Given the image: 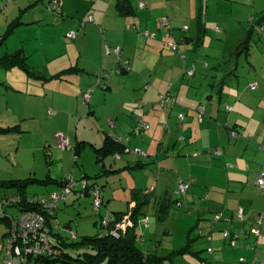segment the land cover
I'll return each instance as SVG.
<instances>
[{"label":"crops","instance_id":"crops-1","mask_svg":"<svg viewBox=\"0 0 264 264\" xmlns=\"http://www.w3.org/2000/svg\"><path fill=\"white\" fill-rule=\"evenodd\" d=\"M58 1L60 8L54 13L47 7H51L52 0H16L0 11V38L6 36L0 46V59L19 53L26 58L29 69L0 68V155L5 156L6 165L0 167V199L61 192L62 181L72 175L101 189L104 210L136 223L138 247L155 253L164 260L163 264H242L241 258L247 260L243 264H264V189L257 186L264 173V28L256 30L261 16L250 19V29L254 24L257 28L249 53H243L248 74L240 77L230 71L226 73L228 78H214V71L223 69L217 62H202L199 53L203 41L198 46L192 41L198 37V17L201 11L203 14L205 3L231 0H172L166 5L161 0ZM120 1L130 6V12L118 11ZM141 3L147 5L146 10L139 11ZM90 16L95 27L86 22ZM162 17L169 19L176 41L187 40L178 52L168 49L169 39H159L160 34L164 38L166 33L159 24ZM82 21L86 22L83 28ZM187 21L196 22V35H186L190 28L183 32ZM203 21L206 33L212 27L208 25L209 17ZM35 24L43 27L32 33ZM145 29L156 37L154 42L143 43L141 32ZM211 30L222 33L218 27ZM66 32H79L76 43L64 40ZM102 36L110 47L122 46L120 57L104 58ZM117 59L125 61L129 69L111 77L107 67L117 69ZM165 62L169 64L160 74L156 69ZM130 67L142 74L150 72L146 93L138 92L139 76L127 73L133 70ZM103 69L110 74L106 90L98 86L97 78ZM211 69L214 71L209 72ZM190 71L194 73L191 78H197L198 72L214 78L210 82L219 85L220 90L204 95L197 92L195 82L186 79ZM180 75L184 79L171 84ZM123 76L127 78L123 80ZM87 93L92 94L89 102L84 99ZM168 93L175 97L174 106L161 104ZM180 114L184 115L183 120ZM137 118H143L150 129L142 139L130 135L129 141ZM111 132L128 143L126 152L109 155L99 163L96 151L105 147L107 133ZM232 132L238 136L232 137ZM59 134L66 136L74 154L57 153V164L49 165L50 175H37L36 156L44 153V147H51L48 143L54 145ZM27 137L31 144L22 153V142ZM87 147L92 148L93 154L84 156ZM139 149L142 156L136 153ZM73 155L75 166L65 168ZM79 162L81 170L76 175ZM142 173L159 174V181L153 183ZM180 179L191 182L192 187L177 200L171 195ZM10 180L41 183L29 181L19 188L10 186ZM34 187L37 191L32 190ZM136 191L150 193L151 197L132 219ZM79 196L71 194L60 210L77 206L81 213L71 217L72 210L64 209L63 219L69 220L61 221L59 210L58 219L62 228H71L78 238H83L94 230L98 232L96 225L104 210H100L94 223L90 211L85 209L89 206L92 212L91 196ZM239 209L244 211L242 222ZM219 215L222 217L216 222ZM155 219L159 226L153 228ZM81 221L88 224L80 225ZM253 228L261 230L258 240L245 235ZM225 230L241 234L236 248L224 241ZM7 232L8 229L3 240ZM208 235L212 241H208ZM186 247V254L177 253ZM209 249L213 252L209 253ZM204 251L206 255H202ZM3 260L4 257L0 264Z\"/></svg>","mask_w":264,"mask_h":264},{"label":"rangeland","instance_id":"rangeland-1","mask_svg":"<svg viewBox=\"0 0 264 264\" xmlns=\"http://www.w3.org/2000/svg\"><path fill=\"white\" fill-rule=\"evenodd\" d=\"M15 1L16 0H3L2 3L0 2V11L4 10L8 4L15 3ZM3 2H4V4H3ZM161 2L164 3V5H166L169 2H173V1L172 0H161ZM184 2H186V1H184ZM47 7H48V10L50 12L54 13V10L52 8H50L49 5ZM146 7H147V5L145 6V8H140L139 11L146 10ZM262 9H264V0H231V2H221V4H217V2H208L207 4L205 3L204 9H203L204 19L207 20V18L209 17V24H208L209 27L211 26L214 30H216L218 27V29L222 32V33L217 34V33L213 32V30H211L212 28H210L204 34V40L200 46V48L202 50V53H199V57L201 55V61L202 62L203 61H205V62H217L218 63L217 66L223 69V71H214L213 69L209 70V72L214 71L217 73V74L213 75L214 78L216 77V75H221V77H224L225 75H227L226 73H228L230 71L231 72L234 71L233 73L237 72V76H240V77H242L244 74H248L249 70L245 66V62H247L246 57L243 54L238 57V55L236 54L237 48H239L241 45H243V43L247 40L246 37L248 36V30L250 29V25L252 24V21H250V19L253 17L254 20L255 19L257 20L262 14L261 13ZM105 12H107V9H105ZM184 13L186 14L187 11L184 10ZM92 17L93 16H90L89 17L90 19L88 18V21H86V22H87V24L94 25V27H95L96 24L94 23ZM125 18H127V17H124V19ZM164 19L165 18H163V17L160 18V20H159L160 25L164 21ZM64 22L65 21L63 20L62 24H64ZM86 22L82 21L81 28H83V26ZM185 24H186V26L183 28V30H184L183 32L187 33L188 28H190V31L186 35H188V36L196 35V33H195L196 22L195 21H187ZM34 26L35 27H33L32 31H31L32 33L39 31L43 27L42 25H38V24H35ZM128 29L130 30L133 28H131V26L129 25ZM102 30L103 29L100 28L101 32H102ZM66 33L64 36V40L68 43H76L75 41L77 39V34L79 32H74L76 34L75 37L70 36V34H72V32L69 34L68 33L66 34ZM141 33H143L141 35V40L143 41V43L145 41H148V40L150 43H152V41L154 42V38H156V37H154L153 34H149L147 29H145ZM259 35H261V34H259ZM263 37H264V34L261 35V38H263ZM256 38H257V34H255V36H254L255 40H256ZM159 39L161 41H163L164 39H165V41L167 39H169V41H168L169 44H172L173 42L179 44V41H176L174 39V37L168 38L166 33L164 35V38L160 34ZM165 44H166V42H165ZM109 45H110V43L107 42V40L105 39V36H102V47L104 46V58L105 59H108L114 55L115 56L117 55L115 53V49H116L117 45L111 46V47ZM107 46H109L108 48L111 50V52L109 54L106 53V47ZM178 46L180 48L182 47L181 44H179ZM202 46H204V47H202ZM119 47L122 48V46H119ZM171 48L172 47H168L169 50H171ZM253 48L256 49L257 46L254 45ZM117 56H119V55H117ZM167 64H169V62H165L162 64L159 63L156 71H159L160 74H163V68L165 69L164 66ZM236 64H237V66H236ZM117 66H118L117 69H115L113 71L110 69V67H112V66L107 67V69L111 72V77H112V75L113 76H117V74L120 75L121 70H122V72H124L123 69H126V70L129 69L127 66V63L125 61L120 62L118 59H117ZM235 67H236V69H235ZM130 68L133 69L132 67H130ZM127 73L139 76V79H136V81L138 82V87H139L138 92L139 93H143V92L146 93L148 91L147 81H148V77L150 76V72L146 71L145 73L142 74L140 71L133 69L131 72L129 71ZM100 74L102 76H100V78L98 76V78H99L98 83H100L102 86H99V88H103L104 90H106L107 89L106 80L108 77H110V74L108 73L107 70H104V69L99 73V75ZM185 76H186V79H189L192 82H195L194 86L196 88V91L200 92L203 95L207 94V93L212 94V93L218 92L220 90L218 88L219 85H216L214 82H210L214 79V78H211L210 76H208V77L204 76L200 72H198L197 78H191L188 75H185ZM228 77H230V76L227 75V78ZM28 78H29V76H28ZM122 78L124 80L127 77L123 76ZM179 78L184 79V76L180 75L176 79V81L171 83V84L174 85L176 82H178ZM168 94L172 95L171 93H168ZM48 117H49V119H51L50 116H48ZM138 120L139 119L137 118L136 121H138ZM136 121L134 123H137ZM26 139L27 140H24L22 142V149H21L22 153H25L26 152L25 148L31 144V142H30L31 138L27 137ZM44 139H45V136H44ZM37 143H38V140H37ZM48 145H50L51 147H47V148L44 147V150H43L44 153L42 152V154H38L36 156V159H35V162H36L35 169H37V175H39V176L48 177V175H50L49 174L50 173V166L57 164V161H56L57 153H59V155L67 154V153L74 154V151H72L71 148H65V149L59 148L57 140L55 141L54 145L49 144V143H48ZM91 149H92L91 147H87L86 149H84V152H83L84 156L87 153L93 154V150H91ZM132 149H134V148H132ZM139 151L142 152L141 149H139ZM138 154L140 156H142V154H140V153H138ZM4 157L5 156L0 155V167L6 166L4 163V160H5ZM74 159H75L74 155H73V159L69 158L67 160V162L65 163L66 164L65 168L70 167L72 169L73 166H75ZM76 169L78 170L76 175H78L80 170H81L80 162L78 163V166L76 167ZM140 174H141V172L138 173V178H139ZM142 174H144L143 176L149 177L150 181L153 183H157L159 181L158 180L159 174H156V173H153L150 175H148L146 173H142ZM70 177L75 179L74 176H72V175H70L68 178H70ZM77 179H79V178H77ZM32 190L37 191V189L35 187L32 188ZM53 193H58L61 195L63 193V190H61V192H53ZM2 194H3V192L0 191V196H2ZM50 194L51 193H49L48 195H50ZM157 194H159V193H157ZM48 195H46V196H48ZM43 196H45V195H42V196L41 195L40 196L35 195L34 197L40 198ZM182 196L184 197L185 195H182ZM68 197H70V195L67 196V199H68ZM85 197L86 196L80 197V198H85ZM91 199H92V207H93V197L92 196H91ZM64 203L65 202L62 201L61 205ZM101 208H102V210L105 209L104 198H103V205ZM60 209H61V206H60ZM64 209H67V210L71 209L72 210L70 213L71 217H74V216L76 217L79 213H81V212H79L81 210L77 211V206H75L73 208L66 207ZM64 209L60 210L61 213H60V211H58V214L60 213L59 219L61 221L69 220V218L66 220L63 219ZM85 209L90 211L91 216L94 219V223H95V221L98 220L97 218H98V216H100V214L95 212L94 208H92V212H91L89 206H87ZM8 211H9L8 213L10 214L11 217H14L17 215V211L15 209L10 208ZM107 213H108V211L104 210V213L102 214V216H100L99 224L96 225L97 229L101 226V220L103 217H105L107 215ZM59 219H58V221H59ZM61 223H63V222H61ZM86 223L88 224V222H86V221H81L80 225L86 224ZM59 224H60V221H59ZM151 225H152V220H151ZM165 225L168 226V223L165 222ZM155 226H159L156 219L154 221L153 228ZM61 228L62 227L60 226V228L56 229V231L60 233ZM7 229L8 230L10 229V225H6L3 222L2 223L0 222V260H2V258L4 257L3 239L2 238H3V234L5 233V231ZM77 229H78V227H74V230H77ZM222 234H223V232H222ZM92 235H96V230L91 232L90 236H92ZM79 240L82 241L81 239H79ZM80 241H79L77 246L71 247V248H66V250L68 251L67 255L69 258L76 260L80 257L79 255L84 254V253H90L91 248L86 246V245H83L82 244L83 242H80ZM202 255H206V251L202 252ZM57 264H69V263H57Z\"/></svg>","mask_w":264,"mask_h":264},{"label":"built area","instance_id":"built-area-1","mask_svg":"<svg viewBox=\"0 0 264 264\" xmlns=\"http://www.w3.org/2000/svg\"><path fill=\"white\" fill-rule=\"evenodd\" d=\"M59 2L58 0H52L51 7L53 10H59ZM146 4L141 3L140 8H145ZM161 28L165 29L166 35L168 38H173L172 31L170 29V21L169 19H164L161 23ZM75 33L70 34L71 37H75ZM169 47H172L173 50H177V43L173 42L169 44ZM111 50L106 47V53L109 54ZM121 48L117 47L115 49V53L120 56ZM190 77L194 76L193 71L187 73ZM85 100L89 102L92 98L91 93L85 94ZM175 98L172 95H165L162 98V105H174ZM204 114V108L199 110V120L202 121V117ZM180 119H184V115L180 114ZM139 124L141 129L144 131H148L150 126L144 119L139 120ZM140 133V128L135 130V134L138 135ZM232 137L238 136L237 132L231 133ZM58 146L61 149L70 148L69 140L63 134L58 135ZM136 153H141L139 150H136ZM257 186L259 189H264V173L260 175L257 181ZM192 187V183L180 179L178 182V188L176 190V195L182 196L186 195ZM63 193L60 195L58 193H51L48 196H43L37 200L30 201L31 204L36 203V207H38L41 212L26 209L24 211L19 212L17 216L11 217L7 212L13 206L21 207L23 204L19 199H0V219L10 216V229L8 233L5 235L3 240V251H4V260L3 264H32L34 259H38L40 257L59 255V251L53 247L52 241L56 239L58 234H69L72 238H76V233L70 228H61V232H57L56 229L60 228V224L58 221V211L60 209V205L62 201H66L67 196L72 193H77L80 197H84L88 194H91L93 197V208L94 211L99 213L101 207L103 205V196L99 189L91 186L88 181L84 180H75L72 177L67 178L62 183ZM29 201L27 202L28 205ZM111 213H107L105 217L101 220V228L104 230H109L111 226ZM221 215L215 217V221L219 222L221 219ZM239 218L241 222L244 221V211L243 209H239ZM263 221L260 220V223ZM146 224H149V219H146ZM133 224L127 218L116 222L114 227L109 231L112 236L119 237V235L125 234L126 230L129 226ZM246 236H253L258 240L262 236L261 230L257 228H253L245 233ZM240 233H233L230 230H225L223 232L224 241L232 248H236L238 243L241 240ZM208 241H212V237L210 235L207 236ZM258 244V241H256ZM255 244V245H256ZM209 253L213 252V249L208 250ZM247 260L245 258L240 259V263H246Z\"/></svg>","mask_w":264,"mask_h":264},{"label":"trees","instance_id":"trees-1","mask_svg":"<svg viewBox=\"0 0 264 264\" xmlns=\"http://www.w3.org/2000/svg\"><path fill=\"white\" fill-rule=\"evenodd\" d=\"M198 1L201 2V0H198ZM59 8H60V5H59ZM117 9L121 14H127L128 12H130V6H127L124 1H120L118 3ZM55 11H57V10H55ZM201 12H200V15L198 17V29H199L198 37L192 41L193 42L192 44L194 46H198L199 44H201L203 39H204V34H205L204 25L205 24L203 21L204 17H203V14ZM256 25H258V28L255 26V24H254V26H252V28L248 31L249 34H248L247 40L243 43V45H241L237 49L236 54L240 55L243 53H247V54L249 53V49H250L249 43H250V41H252L254 33H256L255 29L257 28L256 30H259V29L262 30L264 28V12L261 15V17L257 20ZM170 29H171V31H173L171 25H170ZM172 34H173V32H172ZM5 39H6V36H3L2 38H0V46L4 44ZM186 42H187V40L185 38L182 40H179V44H184ZM179 44H177V45H179ZM179 49H180L179 46H178L177 50H173L171 48V50L173 52H178ZM26 62H27L26 58H22V56L19 53L18 54H16V53L10 54L5 59H3V60L0 59V68L7 69L10 67L19 66L24 71L28 72L29 69H27L28 65ZM97 79L99 80V78H97ZM98 86H102V85L98 84ZM84 99H85V97H84ZM172 106H174V105H172ZM138 128H140V133L138 135H136L135 130ZM146 132L147 131H144L141 129L139 121H137V123H135L133 129L131 130L130 134L128 135V139H129V141L131 140L129 138L130 135H132L136 139H142ZM118 138L119 137H117L113 132H111V134L107 133V140H106L107 142H106L105 147L103 149H100V150L97 149V151H96L97 155H98V161L100 159L99 163H101L102 159H104L105 157H107L109 155H116V154L126 152V148L128 146L127 145L128 143L124 139L119 140L120 138L119 139ZM98 178H99V176H98ZM29 181L36 182L37 180H29ZM29 181H12V180H10L7 183L10 186H17L19 188H24L26 186V184H29ZM37 183H41V182L37 181ZM42 183H46V182H42ZM90 185L91 186L94 185V187L99 189L101 192V189L97 185H95L94 183H92ZM176 190L172 193L171 197L175 196V198L178 200L181 196L176 195ZM90 196H92V195L90 194ZM150 197H151V194L145 193V192L136 191L133 194V199L136 203V206L132 210V215H131L132 219L136 218V215H138L140 213V211L142 210V207L146 206L149 203L148 201H149ZM40 198H42V197H40ZM8 199H6V200H8ZM14 199L21 200V203L23 204L21 207L13 206L11 208V209H15L16 211H18V213L26 210L27 208L30 210H35V211L41 212V210L35 206L36 203L35 204L30 203V201L37 200L39 198L27 197V196H25V197L18 196ZM28 201H29L28 205H25V204H27ZM175 201H171V203L175 202ZM165 206L166 205L163 203L162 207H165ZM19 210H21V211H19ZM7 212H8V210H7ZM130 213H126L125 215L130 214ZM123 216L120 217L116 214L115 215L112 214L111 226L109 228L110 229L113 228L116 222H119V221L125 219ZM9 220H10V216H7L5 218H1L0 222H6L9 225L10 224ZM136 227H137V225H136V223H134L132 226L128 227L125 234L121 233L119 235V237L112 236L111 232L109 231L110 229L106 231V230H104V228H101V227H99L96 235L85 236L83 238H78V237L72 238L69 234H62V233L58 234L56 239H54L52 241V244H53V247L56 250H58L60 254L55 255L54 257L46 256V257H40L38 259H34L33 264H57V263L96 264V262L100 259V257L102 255H105V262L103 264H163L164 260L162 258L158 257L155 253H152V252L149 253V252L143 251L142 249H140L138 247V245H137L138 235L136 233ZM71 230H73V229H71ZM202 236H204V238H205V234ZM79 239H81L82 241H80ZM78 240L80 242H83L82 243L83 245L90 247L91 251H90V253H84V254L79 255L80 257L78 259L73 260L72 258L68 257V255H67L68 251L66 250V248H71V247L77 246L79 243ZM187 250H188V248L186 247L180 251H177V253L186 254Z\"/></svg>","mask_w":264,"mask_h":264},{"label":"water","instance_id":"water-1","mask_svg":"<svg viewBox=\"0 0 264 264\" xmlns=\"http://www.w3.org/2000/svg\"><path fill=\"white\" fill-rule=\"evenodd\" d=\"M105 262V255H102L96 264H103Z\"/></svg>","mask_w":264,"mask_h":264},{"label":"clouds","instance_id":"clouds-1","mask_svg":"<svg viewBox=\"0 0 264 264\" xmlns=\"http://www.w3.org/2000/svg\"><path fill=\"white\" fill-rule=\"evenodd\" d=\"M70 143V142H69ZM71 148V147H70ZM89 182V181H88ZM62 183H63V181H62ZM90 183V182H89ZM91 184V183H90ZM62 185V184H61ZM73 194V193H72ZM77 194V193H76ZM71 195V194H70ZM88 195H90V194H88ZM88 195H86V196H88ZM67 200V199H66ZM64 202H66V201H64ZM60 210V209H59Z\"/></svg>","mask_w":264,"mask_h":264}]
</instances>
